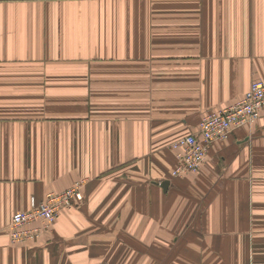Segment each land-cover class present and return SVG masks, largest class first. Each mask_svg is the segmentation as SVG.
<instances>
[{
	"label": "crops",
	"instance_id": "1",
	"mask_svg": "<svg viewBox=\"0 0 264 264\" xmlns=\"http://www.w3.org/2000/svg\"><path fill=\"white\" fill-rule=\"evenodd\" d=\"M259 81L264 0H0V264H264V111L195 174L169 150Z\"/></svg>",
	"mask_w": 264,
	"mask_h": 264
},
{
	"label": "built area",
	"instance_id": "2",
	"mask_svg": "<svg viewBox=\"0 0 264 264\" xmlns=\"http://www.w3.org/2000/svg\"><path fill=\"white\" fill-rule=\"evenodd\" d=\"M263 111L264 82L259 81L252 84L239 103L207 115L196 134L181 138L169 146L177 162L172 177L183 178L199 172L212 145L228 140L237 129L254 125L261 119ZM83 187L81 182L63 193H52L41 204L33 200L29 211L13 216L8 227L11 243L18 245L38 238L41 229L31 225L41 222L44 228H49L62 212L74 208L76 203L83 200Z\"/></svg>",
	"mask_w": 264,
	"mask_h": 264
},
{
	"label": "water",
	"instance_id": "3",
	"mask_svg": "<svg viewBox=\"0 0 264 264\" xmlns=\"http://www.w3.org/2000/svg\"><path fill=\"white\" fill-rule=\"evenodd\" d=\"M168 185H169V182L167 181L164 184H162V187L166 189L168 187Z\"/></svg>",
	"mask_w": 264,
	"mask_h": 264
}]
</instances>
